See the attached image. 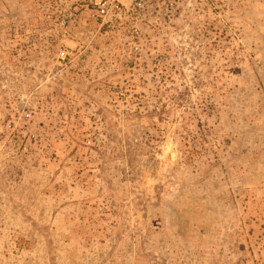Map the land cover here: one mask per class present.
Returning a JSON list of instances; mask_svg holds the SVG:
<instances>
[{"label": "rangeland", "instance_id": "rangeland-1", "mask_svg": "<svg viewBox=\"0 0 264 264\" xmlns=\"http://www.w3.org/2000/svg\"><path fill=\"white\" fill-rule=\"evenodd\" d=\"M176 7L0 0V264H264V0Z\"/></svg>", "mask_w": 264, "mask_h": 264}, {"label": "built area", "instance_id": "built-area-1", "mask_svg": "<svg viewBox=\"0 0 264 264\" xmlns=\"http://www.w3.org/2000/svg\"><path fill=\"white\" fill-rule=\"evenodd\" d=\"M153 0H76L77 6L85 9L89 16L95 21L107 24L113 20L120 19L124 14L135 13L144 8V5ZM181 0H162L166 10H176V3ZM66 21L62 20L61 25L65 26ZM137 35V32H136ZM60 57L65 59V53L61 52Z\"/></svg>", "mask_w": 264, "mask_h": 264}]
</instances>
